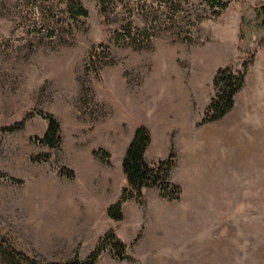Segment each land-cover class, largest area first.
<instances>
[{
  "label": "rangeland",
  "instance_id": "obj_1",
  "mask_svg": "<svg viewBox=\"0 0 264 264\" xmlns=\"http://www.w3.org/2000/svg\"><path fill=\"white\" fill-rule=\"evenodd\" d=\"M180 1L203 7L201 0ZM220 1L227 7L200 23L193 44L163 33L151 50L137 51L114 39L130 7L103 14L99 0H80L88 17L75 21L63 0H0V172L21 180L0 178L5 240L65 261L75 252L86 258L112 231L130 259L107 249L97 264H264V168H254L264 165V142L238 131L242 168L232 160L219 168L204 145L210 134L233 151L232 132L257 126L240 122L239 106L199 125L220 67L252 61L246 92L257 87L264 102V0ZM131 20L140 23L137 10ZM39 111L59 121V149L38 141L46 128ZM23 121L17 131L3 130ZM140 125L151 135L148 162L174 153L171 181L181 195L169 202L144 189L142 204L126 202L123 220L114 222L105 209L125 185L121 161ZM44 154L49 158L39 161Z\"/></svg>",
  "mask_w": 264,
  "mask_h": 264
},
{
  "label": "trees",
  "instance_id": "obj_2",
  "mask_svg": "<svg viewBox=\"0 0 264 264\" xmlns=\"http://www.w3.org/2000/svg\"><path fill=\"white\" fill-rule=\"evenodd\" d=\"M203 7L190 5L185 8L180 0H99L100 10L103 14L114 13L120 7L127 8V16L115 31V42L119 46L131 47L137 51H148L153 48L154 41L163 33L170 34L175 41L193 44L200 23L209 14L219 16L227 4L220 0H201ZM65 14L75 21L87 18L88 11L80 0H63ZM264 27V4L259 8ZM137 10L140 23L131 20V15ZM208 13V14H207ZM70 24L62 26L63 29L71 28ZM56 28L49 30V35H54ZM252 61H244L241 69L224 66L217 69L212 80L214 95L211 97L199 125L213 123L225 117L233 108L236 94L241 91L246 82L247 69ZM38 115L46 122V128L38 141L48 151L59 149L62 136L59 121L50 113L39 111ZM24 126V121L15 126L3 128L4 131H17ZM151 146V135L146 127L140 125L134 129L121 161V172L125 185L121 189L119 198L105 209L106 216L114 221L123 220V205L135 200L142 204L143 190L155 188L159 195L166 201H177L181 195V188L171 181V173L176 167L175 155L170 151L166 159L157 162H148L146 152ZM108 159L109 155H104ZM39 161H46L48 154L37 157ZM108 161V160H107ZM62 170V169H61ZM68 178L73 177L68 172ZM0 178H7L13 183L21 180L7 176L0 172ZM137 239L134 240V242ZM127 245L112 231L102 236L89 255L81 259L77 252L65 261H49L36 254H28L19 249L15 243L5 240L0 233V263L1 264H97L101 254L109 250L114 258L119 261L130 259L127 255Z\"/></svg>",
  "mask_w": 264,
  "mask_h": 264
},
{
  "label": "crops",
  "instance_id": "obj_3",
  "mask_svg": "<svg viewBox=\"0 0 264 264\" xmlns=\"http://www.w3.org/2000/svg\"><path fill=\"white\" fill-rule=\"evenodd\" d=\"M258 72H259V76L262 78V79H259V83H263L264 82V70L258 71ZM245 86L247 85H244L241 91H239L236 94L235 100H234V106L228 114H230L232 111H235L236 108L239 106V113H240L239 118L241 117L240 122L245 123V124H255L257 127L254 129V128H250L249 125L248 126L244 125V126L237 128L234 132H232L233 135L231 137L229 136L228 137L229 139L227 138V140L230 142H233V144L237 146V149H233V151H226L223 149V146L221 147L220 143H218L217 141L213 139L210 140V134L205 136L207 140H206V143H204V145L207 148V151L214 156L215 160H217L216 161L217 163L215 162V164H217L219 168H227L226 163L229 160H232L234 162L235 164L234 168H242L241 159L243 156V153H242L243 145L241 142L242 137L238 136V131L244 130L250 134L248 137L256 141L260 140L264 142V102L258 98V95H259L258 93L260 92H258L257 87L252 92H248V91L246 92ZM250 116H253V117L251 118ZM210 124L212 123H209V125ZM211 143H213V146H214L212 149H210ZM225 155L230 156V158L227 160ZM254 168H264V165L262 164L260 167L255 166ZM123 209L124 207H122V210Z\"/></svg>",
  "mask_w": 264,
  "mask_h": 264
}]
</instances>
